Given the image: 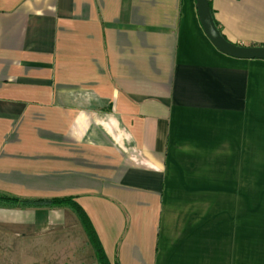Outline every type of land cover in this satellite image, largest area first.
I'll list each match as a JSON object with an SVG mask.
<instances>
[{
    "label": "crops",
    "instance_id": "0c3cea01",
    "mask_svg": "<svg viewBox=\"0 0 264 264\" xmlns=\"http://www.w3.org/2000/svg\"><path fill=\"white\" fill-rule=\"evenodd\" d=\"M264 45V0H209ZM0 193L72 196L111 263L264 264V59L195 0H0ZM0 264H98L66 207L0 206Z\"/></svg>",
    "mask_w": 264,
    "mask_h": 264
},
{
    "label": "trees",
    "instance_id": "16d2710c",
    "mask_svg": "<svg viewBox=\"0 0 264 264\" xmlns=\"http://www.w3.org/2000/svg\"><path fill=\"white\" fill-rule=\"evenodd\" d=\"M0 206L2 207H22V208L24 207H47V208L66 207V208L71 209L78 217L88 237L89 243L91 244L94 250V254L98 261V264H114L108 260L107 255L105 254V251L96 235V232L87 214L84 212V210L80 207V205L75 201V199L72 196L26 199V198H19L17 196L0 193Z\"/></svg>",
    "mask_w": 264,
    "mask_h": 264
},
{
    "label": "water",
    "instance_id": "95a60500",
    "mask_svg": "<svg viewBox=\"0 0 264 264\" xmlns=\"http://www.w3.org/2000/svg\"><path fill=\"white\" fill-rule=\"evenodd\" d=\"M199 22L212 44L224 54L235 58L264 59V45H242L227 40L216 25L209 0H195Z\"/></svg>",
    "mask_w": 264,
    "mask_h": 264
}]
</instances>
